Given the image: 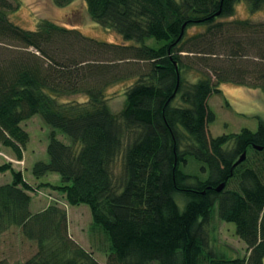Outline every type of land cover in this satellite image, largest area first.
Here are the masks:
<instances>
[{
	"label": "trees",
	"instance_id": "obj_1",
	"mask_svg": "<svg viewBox=\"0 0 264 264\" xmlns=\"http://www.w3.org/2000/svg\"><path fill=\"white\" fill-rule=\"evenodd\" d=\"M75 1L52 0L64 9ZM242 2L264 9V0H84L90 18L122 38L108 42L52 17L25 29L12 19L18 5L0 0V146L22 160V122L39 114L52 128L48 161L32 173L58 174L67 203L89 206L109 242L105 264H264V120L257 131L208 129V100L223 83L264 92V21L231 18ZM133 78L114 112L109 88ZM189 156L202 162L198 174L184 169ZM8 170L0 236L18 227L36 245L16 264H104L70 236L65 208L33 212V185L0 165ZM214 211L235 223L246 255L215 251Z\"/></svg>",
	"mask_w": 264,
	"mask_h": 264
},
{
	"label": "rangeland",
	"instance_id": "obj_2",
	"mask_svg": "<svg viewBox=\"0 0 264 264\" xmlns=\"http://www.w3.org/2000/svg\"><path fill=\"white\" fill-rule=\"evenodd\" d=\"M11 1L18 5V9L12 14V19L25 29L34 30L39 20L52 17L59 22L78 26L83 34L102 41L115 42L122 39L116 32L104 28L90 18L84 0H76L69 9L57 8L52 0ZM231 18L263 22L264 9L251 12L245 2L238 3L234 16ZM130 68V71H134V67ZM133 81L135 78L109 88V104L114 112L119 113L123 108L125 90ZM220 89V93H213L208 100L209 106L215 114V120L208 125L211 136L239 133L244 128L257 131L259 121L264 120V92L261 89L230 82L223 83ZM70 99L83 101L84 97L74 95ZM176 104H179V101H176ZM21 125L30 135V140L23 152V159L18 160L10 148L0 146V165L10 163L13 169L21 171L26 180L33 185L31 206L33 212L40 211L53 203L65 208L68 213L70 236L80 245L92 251L99 262L105 264L109 242L103 232L94 229L89 206L85 204L71 206L67 203L64 195L55 189L61 183L58 174L48 173L43 177L36 178L32 173L36 162L48 161L47 145L52 128L44 122L39 114L24 120ZM57 136L63 142L70 143L68 136L59 130H57ZM202 165V162L189 156L188 164L184 169L187 172L198 174ZM120 170L121 162L119 160L118 171ZM12 180L13 176L10 170L0 171V185L10 183ZM178 202L183 208L184 202L181 198L178 199ZM210 239L215 251L225 257L236 258L247 254L245 242L236 234L235 223L221 220L217 211H214L211 219ZM35 252V243L27 240L18 227H12L0 236V260L10 264L22 263Z\"/></svg>",
	"mask_w": 264,
	"mask_h": 264
},
{
	"label": "water",
	"instance_id": "obj_3",
	"mask_svg": "<svg viewBox=\"0 0 264 264\" xmlns=\"http://www.w3.org/2000/svg\"><path fill=\"white\" fill-rule=\"evenodd\" d=\"M259 149H261V147H258ZM245 159V152L242 154V156L238 159V161L235 164H238L240 162H242ZM225 186V183L222 182L221 184L218 185V187L216 188L217 191H221Z\"/></svg>",
	"mask_w": 264,
	"mask_h": 264
},
{
	"label": "crops",
	"instance_id": "obj_4",
	"mask_svg": "<svg viewBox=\"0 0 264 264\" xmlns=\"http://www.w3.org/2000/svg\"><path fill=\"white\" fill-rule=\"evenodd\" d=\"M120 39V38H119ZM118 41H121V39L120 40H118Z\"/></svg>",
	"mask_w": 264,
	"mask_h": 264
}]
</instances>
